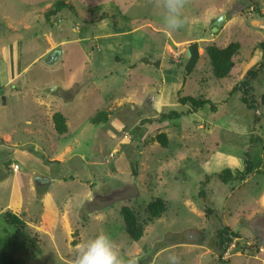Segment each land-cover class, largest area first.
I'll list each match as a JSON object with an SVG mask.
<instances>
[{"label":"rangeland","instance_id":"obj_1","mask_svg":"<svg viewBox=\"0 0 264 264\" xmlns=\"http://www.w3.org/2000/svg\"><path fill=\"white\" fill-rule=\"evenodd\" d=\"M57 1L0 0V254L73 264L76 233L80 244L104 232L139 264H169L171 254L180 264H264V70L246 97L255 109L231 93L263 60L264 0H188L176 31L155 0H64L73 11L48 23ZM235 42V67L218 80L207 48ZM179 92L215 110L194 112ZM247 156L253 173L224 184L218 174L243 171ZM158 198L167 209L152 220ZM123 207L143 224L140 241L127 235ZM7 211L26 229L7 224ZM225 227L239 238L224 251Z\"/></svg>","mask_w":264,"mask_h":264},{"label":"trees","instance_id":"obj_2","mask_svg":"<svg viewBox=\"0 0 264 264\" xmlns=\"http://www.w3.org/2000/svg\"><path fill=\"white\" fill-rule=\"evenodd\" d=\"M256 5V4H255ZM63 11H73L71 5L67 4L64 0H59L54 4V10L49 12L46 15V20L48 23L50 22V17L56 16ZM261 17L264 18V13L260 11ZM260 48L264 53V41L260 43ZM241 49V45L239 43H231L225 48H220L214 44L210 45L207 48V55L209 57L212 73L218 80H223L229 78L231 75L232 70L235 67L234 58L239 53ZM264 70V54L263 60L259 64L257 68H251L247 71L246 75L244 76L243 80L237 84L233 90L232 94L236 92H241L243 95V102L246 105H249L250 109H255V102L253 105L248 103L247 96L253 90L252 82L256 80L261 71ZM178 103L182 105H191L192 111L198 112L204 109L206 106H210L212 110H215V104L209 99L203 97H192V96H181V92L178 93ZM174 116H179V114L173 112ZM54 123L55 131L63 136L68 133V126L66 117L61 113H55L52 117ZM106 120V113L100 112L94 118L93 122L95 124ZM156 140L160 143L163 148L168 147V137L165 133H160L157 135ZM255 168L254 162L247 156L245 160V168L243 171L233 172L230 169H226L218 174L219 179L224 183L228 184L230 182H236L245 180L248 178ZM136 171V169H133ZM7 177L3 176L1 181L5 180ZM167 209V204L164 200L158 198L152 202H150L147 206V211L150 215L152 220L159 219L165 213ZM121 214L123 216V220L125 223L126 233L129 238L133 241H140L144 236V226L139 221L138 217L136 216L135 212L129 207H123ZM4 219L7 224L14 226L17 230H24L26 229L27 225L26 222L18 215L7 211L5 212ZM151 220V221H152ZM75 240L73 241V245L77 246L79 244L80 238L78 232L76 233ZM239 238V235L235 232H231V229L228 227L222 228L219 231V245L221 250H226L230 246L233 245L235 239ZM0 264H16L15 260H13L7 254H0Z\"/></svg>","mask_w":264,"mask_h":264},{"label":"clouds","instance_id":"obj_3","mask_svg":"<svg viewBox=\"0 0 264 264\" xmlns=\"http://www.w3.org/2000/svg\"><path fill=\"white\" fill-rule=\"evenodd\" d=\"M187 3L188 0H155L166 29L176 31L186 25L187 19L183 15V10ZM168 259L169 264H180V258L175 254H171ZM73 264H139V262L134 255L127 258L122 256L112 238L101 232L76 246Z\"/></svg>","mask_w":264,"mask_h":264},{"label":"water","instance_id":"obj_4","mask_svg":"<svg viewBox=\"0 0 264 264\" xmlns=\"http://www.w3.org/2000/svg\"><path fill=\"white\" fill-rule=\"evenodd\" d=\"M223 20V17H221L219 20L216 21V26H220L221 22ZM217 29V28H216ZM60 54V50L59 49H56L54 50L53 52H51L48 57L46 58V63L48 64H54L55 61L57 60V57L59 56ZM42 178V177H41ZM44 179V178H43ZM40 180L38 179L37 182H39ZM48 182H50L48 180Z\"/></svg>","mask_w":264,"mask_h":264},{"label":"built area","instance_id":"obj_5","mask_svg":"<svg viewBox=\"0 0 264 264\" xmlns=\"http://www.w3.org/2000/svg\"><path fill=\"white\" fill-rule=\"evenodd\" d=\"M13 169H14L15 171H19V170H20V167L16 164V165L13 166Z\"/></svg>","mask_w":264,"mask_h":264},{"label":"crops","instance_id":"obj_6","mask_svg":"<svg viewBox=\"0 0 264 264\" xmlns=\"http://www.w3.org/2000/svg\"><path fill=\"white\" fill-rule=\"evenodd\" d=\"M47 179V178H46Z\"/></svg>","mask_w":264,"mask_h":264}]
</instances>
